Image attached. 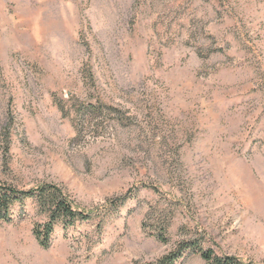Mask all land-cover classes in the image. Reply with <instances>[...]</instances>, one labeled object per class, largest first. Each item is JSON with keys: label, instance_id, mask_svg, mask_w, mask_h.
Returning a JSON list of instances; mask_svg holds the SVG:
<instances>
[{"label": "rangeland", "instance_id": "374dc122", "mask_svg": "<svg viewBox=\"0 0 264 264\" xmlns=\"http://www.w3.org/2000/svg\"><path fill=\"white\" fill-rule=\"evenodd\" d=\"M0 183L93 210L16 206L0 264H264V0H0Z\"/></svg>", "mask_w": 264, "mask_h": 264}, {"label": "trees", "instance_id": "16d2710c", "mask_svg": "<svg viewBox=\"0 0 264 264\" xmlns=\"http://www.w3.org/2000/svg\"><path fill=\"white\" fill-rule=\"evenodd\" d=\"M90 108L98 110L96 107L91 106ZM28 201H34L39 214L46 218L44 222L37 223L33 228V233L43 248L51 246L57 224H62L66 229L74 226L77 222L87 221L93 217V210L77 206L57 184L41 183L25 189L0 183V223L12 222L14 208L24 206ZM159 237L165 239L162 232ZM186 253L199 254L204 264H254L250 260L235 255L218 254L213 248H204L201 239L179 242L174 250L150 264H176Z\"/></svg>", "mask_w": 264, "mask_h": 264}]
</instances>
